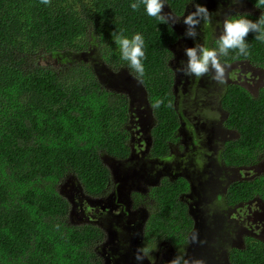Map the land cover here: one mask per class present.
Returning a JSON list of instances; mask_svg holds the SVG:
<instances>
[{"label": "trees", "instance_id": "1", "mask_svg": "<svg viewBox=\"0 0 264 264\" xmlns=\"http://www.w3.org/2000/svg\"><path fill=\"white\" fill-rule=\"evenodd\" d=\"M235 1L242 9H235ZM134 2L51 0L45 5L41 0H0V264H89L93 256L90 246L103 228L89 222L68 225L69 203L58 183L74 178L75 184L96 193L111 179L109 164L128 158L130 146L145 148L149 157L167 156L169 141L175 139L183 122L180 110L190 104L188 97L201 93L214 95V111L222 116L221 142L212 158L202 154L203 148L193 156L205 166L214 161L211 174L205 177L214 178L222 168L249 166L248 178L230 183L217 194L220 209L243 198L264 202V169L253 170L264 161V86L252 91L235 78L233 68V62H247L264 71V41L249 34V56L230 51L222 58L233 69L227 68L223 84L211 79L213 73L209 72L204 87L195 93L192 88L198 85L197 79L185 77L191 92L187 94L183 85L176 86L178 77L169 63L181 38L179 28L148 16L143 5L133 11L130 5ZM196 4L205 6L211 16L197 28L198 43L207 47L216 46L226 17L246 14L255 21L264 14V5L258 0H165L164 9L183 23ZM120 33L129 38L140 33L145 41L142 83L137 79L127 82L133 92L126 90L123 74L107 70L99 76V71L77 57L92 44L107 66H124L130 74L113 38ZM61 51L65 60L71 56L66 66L36 61L42 52L49 57L61 55ZM180 62L181 69L187 57ZM181 93L187 97L176 98ZM140 100L138 107L145 110L149 125L144 136L139 132L141 138L132 140L127 125L134 118L135 101ZM157 100L163 103L153 107ZM225 130L231 133L227 138ZM145 171L144 176L151 178L145 202L148 200L152 231L172 238L196 234L197 240H204L199 222L209 232L214 229L206 212L209 202L196 200L197 193L201 194L197 186L208 185L203 183L206 178L189 182L178 176L157 181ZM133 195L142 196L138 190ZM238 214L235 224L245 226L244 217ZM243 236L245 243L240 246L224 239L218 244L209 241V249L221 252L228 264H264V242Z\"/></svg>", "mask_w": 264, "mask_h": 264}, {"label": "flooded vegetation", "instance_id": "2", "mask_svg": "<svg viewBox=\"0 0 264 264\" xmlns=\"http://www.w3.org/2000/svg\"><path fill=\"white\" fill-rule=\"evenodd\" d=\"M234 67L236 68L235 74L238 76L237 79L240 81L243 79H250L254 82H258L259 84L258 80H264V71L259 67L253 66L247 62L241 64L233 62V68ZM243 70H245L247 73L243 74ZM181 95L182 93L177 95L176 98H180ZM200 95H206L208 98H214V95L209 93H201L193 96V99H195L196 96L199 97ZM186 97L187 96L182 95L181 98L184 99ZM137 103L141 104V100L138 102L135 101L134 105L136 108L133 110L135 112H142L148 119L145 110L140 109ZM199 104L200 107H203V110L198 115L194 112L188 111L189 108L187 107L189 104L186 107H182L180 110L183 116V122L180 124L178 132L175 135V139L169 141V153L167 156L154 158L153 156L149 157L146 154L145 158H140V161L143 162V165L146 164L152 167L148 172L157 181L163 177L175 178L178 176L186 177L189 182H193L192 179L195 180V178H197V180L203 181L202 179L206 178L205 176L211 174L210 170L214 164L213 160L208 161L209 164L205 166L202 162L193 158L195 153H184L186 144H194V142H192L193 140H198L196 143L197 145H203L202 154L208 159L212 158L213 152L217 150L219 141L216 138L219 135L218 133L221 129V125H216L218 122L220 124V117L222 116L220 113H215V104L211 105L207 102ZM191 116H194V118ZM132 117H134L133 120H136L138 118V114L135 113V115ZM183 131L186 136L184 140L185 142L179 143L178 141L181 138ZM212 136L213 138L215 137V139H213ZM176 144L178 145V149L174 151L173 147ZM172 161L175 162V168L168 169L167 163ZM197 163L204 166V168L199 167ZM209 165L210 169H208ZM228 174H230V178L228 177ZM245 177H249V166H244L241 169L233 167L222 168V171L220 170L219 174H217L214 178H206V180L203 181V183H208V185L205 184L202 186L203 188L197 186V189L201 191V194L197 193L199 198L196 200H202V202L205 200L207 203L209 202L206 212L209 214V216H211L214 227L210 233L212 234L215 230L224 231V239L227 242L229 241V243L233 246H240L245 243V238L243 235H247L248 237L250 235L264 242L263 229L262 232H260V236L255 234L257 231L252 233L250 229L251 212L253 210L259 211L264 209L263 201H260L259 199L249 201V199L243 198L238 201L236 205H228L227 209L222 210L218 205L221 203V199H217V194H221L220 191H226L227 188H229L230 183L236 182ZM111 179L102 191L96 193H89L77 184L78 190L82 194L86 195V200H90L93 205L100 207L98 213L106 214L105 217L102 218V222H92L90 221L92 219L84 222H73L72 213L74 204H72V201H75L78 204V207L82 209L83 215L88 212V208L91 206L86 205L87 202L85 200L77 202L75 197L72 196L70 199L66 197L67 194L64 195L69 203V209L66 214V222L68 225H79L89 222L103 228V232L100 237L90 246L93 256L90 258L89 264H170V261H172L177 255H183L184 258L188 259L189 261L193 259H200L203 260L204 264H225V262H223V256L219 251L218 255L219 257H222V262L220 263H215L213 257H208L209 254L207 251L205 256L202 253L203 248H206L207 250L211 247L209 241H214L213 238H210L207 241H201L193 238V236L190 234H185L186 236H179L177 233L176 235H178V237L172 238L167 235V233L166 235L164 233L160 235L158 232L154 230L152 231V225H150L148 222L149 212L146 209L148 200L145 202L146 198L148 197L147 184L150 183L149 181H151V178H147L148 182L143 181V185L138 184V193L142 194V196L135 198L133 192L131 193L130 191V200L128 202L129 206L123 201L122 197L119 201V197L115 196L114 206L119 205L120 210L116 212L111 211L109 208H112L113 206L109 203L112 201H110L108 198L109 193H111V187H108ZM214 184L215 186H213ZM192 195L193 194L191 193V197ZM111 196H114V193H112ZM207 197L212 198V201H210L209 198L207 201ZM92 208L94 207L92 206ZM235 211L237 214L241 213V217H244L245 226L241 225V223L232 225V223L228 224L224 222V218L229 221L228 214L231 212L235 213ZM199 215L202 216L201 213ZM237 217L240 218L239 214ZM204 218L207 219L208 217L204 216ZM238 221L239 219L236 222ZM237 239L241 240L242 243L236 244L235 242ZM144 247L149 248L150 253L142 261H138L136 259L137 250Z\"/></svg>", "mask_w": 264, "mask_h": 264}, {"label": "rangeland", "instance_id": "3", "mask_svg": "<svg viewBox=\"0 0 264 264\" xmlns=\"http://www.w3.org/2000/svg\"><path fill=\"white\" fill-rule=\"evenodd\" d=\"M235 9H242V5L240 4L239 1H235ZM194 6V4H191L190 10L192 9V7ZM210 6V5H209ZM212 7V5L210 6ZM244 8H246V6H244ZM249 8V10L251 9V7H247ZM164 13L165 14H171V12L167 9H164ZM173 15V14H171ZM174 17H176L175 15H173ZM175 26H177L179 28L180 31H178V33L181 35V38L178 40V48L176 51L175 56L171 59V61L169 62L171 67H173V69L176 72V76L178 77L177 80V84L176 86H179L182 81L183 86H182V91L190 94L191 92L189 91V87H188V82L186 79H184L185 77H187L186 75L183 74L182 71H179L180 69V65L182 64L180 62V60L185 57V48L187 47H192L194 46L196 43L200 42L199 38L196 37L195 40L191 39V38H186L184 33L182 32L183 30H186V26L183 23H180L179 20L177 23H175ZM217 34V30L216 33ZM64 51H61V55L57 54L56 56L51 55L49 57H46V53L42 52L38 58H36V61L39 59V61L44 64V65H50V66H66V63L69 62L70 60V55L67 56V60L64 59L63 56H66V54H64ZM79 59H82L83 62L87 63L88 65H90L96 72L99 71V73H97V75L101 76V72H106L107 70H110V72L112 74L116 73L117 75L119 74H123V79L126 81V84L128 81H131L132 79L135 80L134 77H132L128 70L124 67V66H119L117 68H111L109 66H107L105 64V62L100 58L99 55V48L95 47L92 44H89L86 48L82 49L80 51L79 56H77ZM32 62L34 63V61L32 60ZM229 67V66H228ZM226 67V71L227 68ZM229 70H233L232 67L228 68ZM243 74H246L247 72L245 70H243L242 72ZM235 78H238V76L236 74ZM206 78H208L206 75L200 78L197 77H193V80L197 79V84L198 85H193L194 88H192L193 92H197V91H201L202 88L204 87L203 84L205 85L206 83ZM112 79V78H111ZM110 79V80H111ZM249 80V81H248ZM243 79L241 80V83L244 84L245 86H248V88H250L252 91H256L260 85H264V80H258V82H254L253 80L250 79ZM115 81V80H114ZM179 84V85H178ZM126 90L128 92L132 91V86L130 83L127 84V87H125ZM190 99V104L188 105L187 108H189L188 111L194 112L195 114H199L202 110L203 107H200L199 103H203V102H207L208 104H215V100L214 98H208L206 95H200L199 97L192 99L193 97H189ZM195 104V105H194ZM191 108V110H190ZM136 114H138V118L136 120H133L132 118H130V123L127 125V128L129 129L130 133H131V137L132 140H136V139H140L142 136H144L146 134L147 131V126H148V119L144 116V114L140 111H136ZM221 114V113H220ZM192 118H194V116H191ZM185 123V122H184ZM199 123V121H198ZM219 122L217 123L216 126H219ZM214 127V126H212ZM141 133L139 135H141V137H137L138 133ZM206 132L208 133V131L206 130ZM210 132V131H209ZM224 133V137H229L230 136V131L229 130H225L222 131ZM186 136L183 133L181 134V138L179 139V143L185 142ZM213 138V136H212ZM211 138V139H212ZM215 139V137L213 138ZM218 139V141L220 142V133L218 135V137L216 138ZM194 141V140H193ZM187 143V142H186ZM193 147V148H191ZM203 145L199 144L197 145L196 143L194 144H186V149L184 150L185 154H193L196 153L197 150L202 149ZM178 149V145L176 144L173 147V150L176 151ZM147 154V151L145 148H141L139 150H135V146H130V153L128 155V158L124 159V160H114L113 163L109 164L110 168H111V182L109 183L108 187H111V193H109V200L112 201L111 203H109L110 205H112V208H109L111 211L116 212L120 210V206L119 205H115L114 206V201H115V196L119 197V201L121 200V197L123 199V201L125 203H127L130 200V191L131 193L135 190H139L138 184L139 185H143L144 182L146 181L148 182V176H144L146 171H150V169L152 168L149 165L146 164H142L143 162L140 161V158H145ZM152 160V159H151ZM125 161H127V165L125 164ZM211 161V160H210ZM154 163V162H153ZM167 168L168 169H173L175 168V162H168L167 163ZM129 169V170H127ZM264 169V161L262 160L261 162H259L258 164H256L253 167V170H257V171H261ZM182 170V169H181ZM124 171V172H121ZM234 174V173H232ZM231 174V175H232ZM228 177L230 178V174H228ZM74 178H68L65 181H60L58 183V190L63 194H67L66 197L68 198H72L75 197L77 199V202H81L83 200H85L87 202L86 205L91 206L88 208V212L83 215L82 214V209L78 207V204L75 201H72V204H74V209H73V213H72V221L73 222H84V221H89V219H92L90 221L92 222H102L103 221V217H105L106 214H102V213H98L99 210V206L97 205H93V203L90 200H86V195L82 194L77 187V184L74 183ZM112 193H114V196H111ZM113 197V199H112ZM209 200L211 201V199L209 198ZM117 203V202H116ZM92 206L94 208H92ZM129 206V205H128ZM98 213V214H97ZM251 218H250V229L251 232L254 233L257 231V233H255L257 236H260V232H262V229L264 231V209L259 210V211H255L253 210L251 212ZM229 221L230 223H232V225H235V222L239 219L237 216L238 214L236 213H229ZM200 224H202L201 228H199L197 226V228H199L200 230H202L203 232V239L204 241L209 240L210 238H213L214 241L218 244V242H222L224 240V231H219V230H215L212 234L209 232V227H203V223L199 222ZM247 233V232H246ZM264 234V232H263ZM193 238H196V234L193 235ZM225 243V242H224ZM236 244H240L242 243L241 240L237 239ZM225 245V244H224ZM226 246V245H225ZM206 248L202 249V253L205 256L206 255ZM208 255V254H207ZM208 257H213V260L215 263H220L222 262V257H219L218 255V250H209V255ZM219 260V261H218ZM218 261V262H217ZM223 262L226 263V261L224 260Z\"/></svg>", "mask_w": 264, "mask_h": 264}, {"label": "clouds", "instance_id": "4", "mask_svg": "<svg viewBox=\"0 0 264 264\" xmlns=\"http://www.w3.org/2000/svg\"><path fill=\"white\" fill-rule=\"evenodd\" d=\"M41 3L49 5L51 0H41ZM258 3L264 5V0H258ZM141 5L148 16L156 18L162 23H170L174 26L178 22V18L164 13L165 0H136L130 6L133 11H137ZM210 19L209 10L203 5L196 4L195 10L183 17V24L186 26L185 37L195 40L201 21L209 22ZM249 34H255L256 40L264 41V14L255 21L248 19L246 14L226 17L223 21V30L216 40V46L207 47L196 43L192 47L185 48L187 62L179 71H182L186 76L197 78L212 72L211 79L223 84L226 80V66L221 62L222 58L228 56L230 51H236L240 56H249V45L246 43ZM113 38L119 48L121 59L127 62V66L131 70L130 75L134 74V78L142 83V78L145 75L143 64L145 41L143 36L136 33L129 38L120 33L113 34ZM161 103H163L162 100H157L153 107H159ZM149 253V248H140L137 250L136 259L142 261ZM170 264H204V262L200 259L189 261L183 255H177L170 261Z\"/></svg>", "mask_w": 264, "mask_h": 264}]
</instances>
